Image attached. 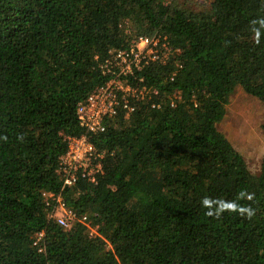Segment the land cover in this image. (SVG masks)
Masks as SVG:
<instances>
[{"label": "trees", "instance_id": "trees-1", "mask_svg": "<svg viewBox=\"0 0 264 264\" xmlns=\"http://www.w3.org/2000/svg\"><path fill=\"white\" fill-rule=\"evenodd\" d=\"M140 35L169 48L123 77L149 94L86 130L78 104ZM238 89L264 106V0H0V264H264V156L219 129ZM81 135L101 168L63 186Z\"/></svg>", "mask_w": 264, "mask_h": 264}, {"label": "built area", "instance_id": "built-area-1", "mask_svg": "<svg viewBox=\"0 0 264 264\" xmlns=\"http://www.w3.org/2000/svg\"><path fill=\"white\" fill-rule=\"evenodd\" d=\"M167 49L168 46L161 43L158 37L140 35L131 41L127 50H117L106 58L102 64L103 72L111 74L112 77L78 104L76 112L80 125L88 131H101L108 118L124 110L131 112L133 110L131 100L145 98L150 91L148 92L144 86H131L123 77L132 74L135 68H140L142 62L163 60ZM151 91L157 93L155 90ZM99 158L100 154L96 153L86 136L68 137V149L59 162L62 185H73L79 176L94 181L96 173L101 168ZM42 197L46 205L52 207L50 216L60 225L68 227L75 219V215L65 207L63 200L48 192H43ZM77 219L89 227L85 216ZM94 233L95 228H90V234ZM41 236L42 233L37 234L34 244H37Z\"/></svg>", "mask_w": 264, "mask_h": 264}, {"label": "rangeland", "instance_id": "rangeland-1", "mask_svg": "<svg viewBox=\"0 0 264 264\" xmlns=\"http://www.w3.org/2000/svg\"><path fill=\"white\" fill-rule=\"evenodd\" d=\"M264 106L238 89L230 97L224 120L219 129L243 154L250 170L256 171L264 156Z\"/></svg>", "mask_w": 264, "mask_h": 264}]
</instances>
